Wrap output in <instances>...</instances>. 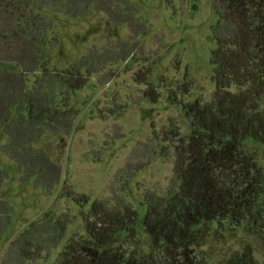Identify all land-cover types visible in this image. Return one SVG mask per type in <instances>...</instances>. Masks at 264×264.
Wrapping results in <instances>:
<instances>
[{"label":"rangeland","instance_id":"1","mask_svg":"<svg viewBox=\"0 0 264 264\" xmlns=\"http://www.w3.org/2000/svg\"><path fill=\"white\" fill-rule=\"evenodd\" d=\"M111 3L56 25L64 54L54 60L90 72L70 92L69 127L31 144L22 131L0 129V264H58L71 238L87 236L93 201L139 213L111 245L138 255L159 249L143 223L147 200L179 183L175 145L192 130L186 105L213 98L215 38L233 27L221 0ZM245 144L264 169V141ZM197 251L209 264H242L245 253L264 264V232L212 222Z\"/></svg>","mask_w":264,"mask_h":264},{"label":"trees","instance_id":"2","mask_svg":"<svg viewBox=\"0 0 264 264\" xmlns=\"http://www.w3.org/2000/svg\"><path fill=\"white\" fill-rule=\"evenodd\" d=\"M221 1V17L233 32L215 38V93L208 102L186 105L192 130L175 145L178 185L147 200L143 223L158 251L138 255L111 245L120 229H133L139 213L93 201L87 236L71 238L58 264H209L197 247L212 222L264 232V169L245 144L264 141V0ZM111 5V0H0L5 134L22 131L31 144L53 127H69L63 123L73 112L70 92L81 88L90 72L71 60H65L67 66L54 60L64 54L56 25ZM29 74L36 75L31 84ZM58 84L63 88L57 90ZM247 257L251 261L247 253L239 257L242 264H253Z\"/></svg>","mask_w":264,"mask_h":264}]
</instances>
